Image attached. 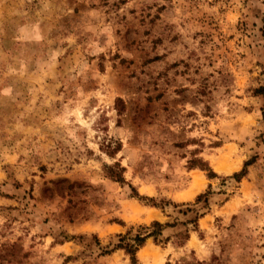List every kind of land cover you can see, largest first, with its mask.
<instances>
[{
    "label": "rangeland",
    "instance_id": "374dc122",
    "mask_svg": "<svg viewBox=\"0 0 264 264\" xmlns=\"http://www.w3.org/2000/svg\"><path fill=\"white\" fill-rule=\"evenodd\" d=\"M257 89L264 0H0V264H264Z\"/></svg>",
    "mask_w": 264,
    "mask_h": 264
},
{
    "label": "trees",
    "instance_id": "16d2710c",
    "mask_svg": "<svg viewBox=\"0 0 264 264\" xmlns=\"http://www.w3.org/2000/svg\"><path fill=\"white\" fill-rule=\"evenodd\" d=\"M258 92H264V91H260L262 89H257ZM118 149V148H117ZM250 163V161H244L243 162V166L241 168V170L237 173H233L232 177L235 178V180H238L241 176H243L246 172L245 167ZM200 166H203V163H199ZM117 171L110 172V176L116 178L115 180L120 182V183H124V180L121 176V170L122 167H120L117 163L115 164ZM207 169V177H211L213 176V173L210 171V169ZM128 187L132 190V194H130V196H135L138 197L137 193L134 191V189L132 188V186L128 185ZM209 191H205L203 194H199L196 196L195 198V203L198 202L201 198H203L202 202L206 203V196L208 195ZM139 198V197H138ZM142 200H147L151 202V205L156 206V204L153 202V200L151 198L148 197H141ZM194 221V220H193ZM174 224H168V223H159L158 221H151L150 223V227H145V226H141L139 227L140 230H144L143 233L137 232L135 234H133L132 236L129 235V232H126L123 235H117V243L114 244V248H120L122 249L128 256H129V260L132 264L135 263V258H134V253L137 250V248L143 243L145 237L148 236H153V240H155V237L157 235H159L161 229L163 227L166 226H173ZM149 228H151L149 231ZM182 239H186V233L184 234V236L182 237ZM106 251H104L105 253Z\"/></svg>",
    "mask_w": 264,
    "mask_h": 264
}]
</instances>
